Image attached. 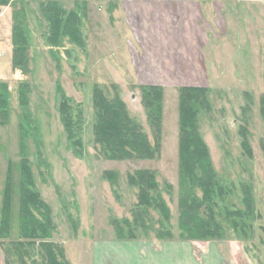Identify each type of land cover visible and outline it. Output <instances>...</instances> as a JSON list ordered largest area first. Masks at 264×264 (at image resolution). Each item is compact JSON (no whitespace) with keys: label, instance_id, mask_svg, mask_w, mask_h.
Returning a JSON list of instances; mask_svg holds the SVG:
<instances>
[{"label":"rangeland","instance_id":"obj_1","mask_svg":"<svg viewBox=\"0 0 264 264\" xmlns=\"http://www.w3.org/2000/svg\"><path fill=\"white\" fill-rule=\"evenodd\" d=\"M47 1L50 0H22L9 5L10 8L6 7L8 0L0 1V81L6 83L8 96L7 124L0 126V214L8 180L12 185L11 200L18 203L23 156L35 187L52 211L55 230L50 242L63 249L70 264H102V257L94 255V249L102 247L98 242H124L118 233L127 237L128 226L122 223L132 222V214L137 210L138 190L129 185L127 176L136 170H150L156 175L161 193L158 194L171 217L166 222L154 207L142 208L141 222L146 228H136V240L126 243H140L134 246L143 247L163 242L157 233L166 230L172 233L169 241H181L179 91L166 87L163 92L161 144L154 160L105 159L93 138L94 86L103 89L108 98L118 94L130 118L153 145L152 129L142 106L145 84L130 74L134 59L124 56L130 52L124 53L114 44L107 18L108 4L91 0L89 8L84 4V47L67 39L51 47L46 39L49 24L41 11ZM58 1H62L61 7L67 12L76 10L77 5L81 7L75 0ZM213 1L224 9L222 20L226 27L212 36V51H207V107L199 110L198 128L224 193L222 200H216L215 209L224 237L190 241L200 249H195L197 254L204 251L205 244L207 251L229 253L230 257L224 256L227 264H264V0ZM15 29L23 31L27 44V66L23 68L13 64L15 44L11 37ZM21 38L17 35L15 40ZM20 86L24 92L23 108L19 105ZM59 91L83 111L81 151L67 142L59 111ZM19 118L25 131L22 153ZM245 145L251 156L245 152ZM105 173H112L114 181L106 179ZM242 186L249 187L256 209L253 228L245 236L233 231L225 217L244 210ZM197 196L201 198L199 192ZM11 205L15 213L18 208ZM200 213L205 214L203 210ZM233 218L228 217L230 221ZM18 239L14 219L10 237L3 239L4 250L10 248L9 241ZM123 249L121 246L120 258L127 254ZM115 259L114 256L107 260L114 264Z\"/></svg>","mask_w":264,"mask_h":264},{"label":"trees","instance_id":"obj_2","mask_svg":"<svg viewBox=\"0 0 264 264\" xmlns=\"http://www.w3.org/2000/svg\"><path fill=\"white\" fill-rule=\"evenodd\" d=\"M75 3L81 4V7L77 5L76 10L68 12L61 7L62 1L58 0L47 1L41 6V11L45 14L49 24V35L46 39L51 47H57L64 39L79 47H84V35L81 28L82 20L87 16V9L81 0H75ZM13 31L11 37L15 44L13 64L23 68V66H27L25 55L27 44L22 30L16 31L15 29ZM17 35L22 37L21 40H15ZM6 86L5 82L0 81V126L6 125L8 119ZM207 94L206 87H182L179 89L178 176L181 190L178 199L180 216L178 227L179 239L187 242L203 239L206 241L222 240L224 237L223 229L217 221L215 213L218 205L216 200L218 197L222 200L224 193L198 128V113L200 109L207 107ZM59 97L61 123L67 142L75 150L81 151L83 147L81 137L84 131L83 111L80 106L69 102L60 91ZM19 105L22 108L25 105L21 86L19 87ZM92 106L94 110V143L99 146L105 159L143 161L154 160L159 155L163 114L162 87L155 85L142 87V106L152 129L153 145L139 124L130 118L126 106L118 94L108 98L103 89L94 86ZM19 121L22 153L25 146V131H23V120L19 118ZM244 149L251 156L247 145L244 146ZM20 174L16 218H13L11 211L12 185L9 180L3 193L0 214V245L3 250L4 264H70L65 258L63 249L50 242L55 230L52 211L35 187L36 182L33 181L30 167L23 156H21ZM105 178L111 182L115 179L112 173H105ZM127 182L138 190V205L137 210L132 214V222L124 220L122 223L128 226V236L124 237L118 233L119 238L124 242L136 240V228H146V225L141 222L142 208L154 207L166 222L171 217L164 199L159 196L161 194L160 186L153 171L136 170L127 176ZM242 188L244 210L230 212L225 217L233 231H239L245 236L253 228L256 209L253 206L249 187L242 186ZM197 192L201 194V198H198ZM202 210L205 214L200 213ZM230 216L234 217L231 221L228 219ZM14 219L17 221L19 239L9 241L10 248L4 250L3 239L10 237ZM166 231L168 232H158L157 238L163 242L169 241L172 238V233L169 230ZM32 257H39V259L32 260Z\"/></svg>","mask_w":264,"mask_h":264},{"label":"crops","instance_id":"obj_3","mask_svg":"<svg viewBox=\"0 0 264 264\" xmlns=\"http://www.w3.org/2000/svg\"><path fill=\"white\" fill-rule=\"evenodd\" d=\"M17 1L22 0H8L10 4L6 7L10 8ZM81 1L90 7V0ZM91 1L108 4L107 18L113 32L114 44L117 43L124 53L130 52L124 56L130 55V59H134V64L129 69L138 82L160 86L163 92L166 87H172L177 92L182 87L207 88V51L211 50L212 36L218 29L226 27L222 20L224 9L216 5L218 1ZM12 204L18 208V203L12 201ZM11 211L13 218H16L18 209L14 213L11 205ZM98 243L102 247L95 248L94 255L102 257V264H109L107 259L114 256L117 264H227L224 256L230 257L229 253L223 254L218 250L207 251V244L204 251L197 254L195 249H200L195 242L187 241H157L143 247L134 246L140 244L134 242ZM121 246L127 253L122 258L118 256ZM97 252L101 254L97 255ZM3 263V250L0 245V264Z\"/></svg>","mask_w":264,"mask_h":264}]
</instances>
